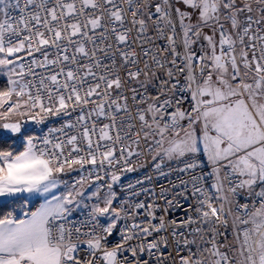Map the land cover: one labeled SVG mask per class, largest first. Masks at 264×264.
Here are the masks:
<instances>
[{
    "label": "snow or ice",
    "instance_id": "snow-or-ice-1",
    "mask_svg": "<svg viewBox=\"0 0 264 264\" xmlns=\"http://www.w3.org/2000/svg\"><path fill=\"white\" fill-rule=\"evenodd\" d=\"M0 264H264V0H0Z\"/></svg>",
    "mask_w": 264,
    "mask_h": 264
},
{
    "label": "built area",
    "instance_id": "built-area-1",
    "mask_svg": "<svg viewBox=\"0 0 264 264\" xmlns=\"http://www.w3.org/2000/svg\"><path fill=\"white\" fill-rule=\"evenodd\" d=\"M143 173H132V174H128V176H126L125 178L126 179H130V178H135L136 176H138V175H142ZM163 182V178H161V180L160 181H157L156 183H157V187H159V184L160 183H162ZM177 214H179V213H177Z\"/></svg>",
    "mask_w": 264,
    "mask_h": 264
}]
</instances>
